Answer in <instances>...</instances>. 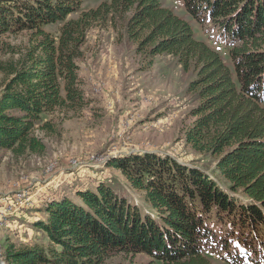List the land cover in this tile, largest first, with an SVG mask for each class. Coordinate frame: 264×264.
Here are the masks:
<instances>
[{"label": "trees", "instance_id": "trees-1", "mask_svg": "<svg viewBox=\"0 0 264 264\" xmlns=\"http://www.w3.org/2000/svg\"><path fill=\"white\" fill-rule=\"evenodd\" d=\"M83 1L0 0V39L29 35L19 58L0 61V150L45 151L36 132L52 130L47 115L89 103L79 60L90 29L130 14L127 29L138 53L151 60L172 54L185 71H196L188 91L198 103L186 142L214 156L230 190H241L249 202L173 157L124 156L113 165L144 194L151 212L124 189L100 182L78 191L77 201L46 203L32 226L49 245L0 240L4 264H108L138 254L157 264H214L212 258L264 264V0H181L197 22L209 15L228 40L225 48L199 39L190 20L162 0H109L89 8Z\"/></svg>", "mask_w": 264, "mask_h": 264}, {"label": "rangeland", "instance_id": "rangeland-1", "mask_svg": "<svg viewBox=\"0 0 264 264\" xmlns=\"http://www.w3.org/2000/svg\"><path fill=\"white\" fill-rule=\"evenodd\" d=\"M103 1L109 0H84L83 7H95ZM162 1L190 20L199 39L214 47L221 44L226 47L227 38L209 15L204 22H197L187 14L183 1ZM129 15L95 24L90 29L79 60L89 103L77 110L58 109L47 115L52 130L37 128L36 132L46 144L45 151L16 155L10 150H0L3 244L11 240L17 245H49L47 236L32 226L43 217L46 203L62 197L77 201L78 191L96 189L100 182L124 189L133 204L151 212L144 194L132 188L121 170L113 165L124 156L145 152L170 156L201 169L233 196L249 202L241 190H230L229 182L217 170L214 156L199 153L186 142L185 129L192 124L191 110L198 103L188 91L196 71L194 68L185 71L172 54L160 53L151 60L150 55L138 53L137 43L127 29ZM28 45L27 32L4 35L0 39V61L19 58ZM4 83L5 76L0 71V95ZM215 228L227 231L222 226ZM251 237L258 245L260 239L256 234ZM151 261L145 254L118 255L108 264H157ZM212 261L224 264L216 258Z\"/></svg>", "mask_w": 264, "mask_h": 264}, {"label": "built area", "instance_id": "built-area-1", "mask_svg": "<svg viewBox=\"0 0 264 264\" xmlns=\"http://www.w3.org/2000/svg\"><path fill=\"white\" fill-rule=\"evenodd\" d=\"M21 192H23V191H21ZM20 193V192H19ZM15 196H16V194H15ZM2 204V199H1V202H0V205ZM7 207H9L10 209H12L10 206H7ZM5 209H7V208H5Z\"/></svg>", "mask_w": 264, "mask_h": 264}, {"label": "water", "instance_id": "water-1", "mask_svg": "<svg viewBox=\"0 0 264 264\" xmlns=\"http://www.w3.org/2000/svg\"><path fill=\"white\" fill-rule=\"evenodd\" d=\"M0 264H4V262L2 260H0Z\"/></svg>", "mask_w": 264, "mask_h": 264}]
</instances>
